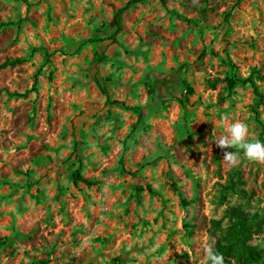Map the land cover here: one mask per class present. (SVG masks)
<instances>
[{"label":"rangeland","instance_id":"rangeland-1","mask_svg":"<svg viewBox=\"0 0 264 264\" xmlns=\"http://www.w3.org/2000/svg\"><path fill=\"white\" fill-rule=\"evenodd\" d=\"M126 1L0 0V63L24 58L0 68V264H206L228 206L264 222V163L215 142L237 120L264 141V101L225 82L264 95V0H143L113 41Z\"/></svg>","mask_w":264,"mask_h":264},{"label":"trees","instance_id":"trees-1","mask_svg":"<svg viewBox=\"0 0 264 264\" xmlns=\"http://www.w3.org/2000/svg\"><path fill=\"white\" fill-rule=\"evenodd\" d=\"M143 0H127L122 6H120L116 11L113 13L112 20L115 26L113 33L110 35V38L115 41L116 34L121 29V13ZM230 15V11L225 12V20L228 19ZM190 21L189 19H187ZM19 21H22L19 20ZM12 22H0V26L9 25ZM18 24V23H17ZM97 41V38H88L85 42H93ZM222 51L224 52V57L222 58L223 62L227 63L231 70L236 68V64L230 58L227 46H225ZM204 50L200 52V56L203 55ZM217 54V52H212ZM50 53H45L46 57H48ZM105 58L104 54H98L97 60H103ZM24 60L22 57H14V58H7L3 62L0 63V68H3L8 65H14L16 63H20ZM40 69L34 75V81L32 84V89H36L37 84V77ZM255 77H261V75L257 71H253L249 73L246 77L237 76L234 72L232 75H228L225 77L226 88L228 90H233L237 84H249L252 88L253 93L257 97V103H262L264 101V95L258 88V85L255 81ZM97 84H99L100 88L106 93V88L103 84L97 80ZM183 84L186 88V93L179 98V102L182 107H184L188 101V94L193 92L192 86L183 79ZM10 94H17L16 92H8ZM253 112L256 116L259 114V110L257 107H254ZM73 151L76 152V145L73 146ZM81 163L74 170V182L77 183L78 181H83L86 184H91L92 180L85 178L81 174ZM232 175L236 176V180L240 181L238 177V170L233 171L227 178L226 187L230 190H233L236 185V180L232 177ZM171 186L175 187V183L171 182ZM148 191L154 192V189L151 187L150 184L146 185H137L136 191ZM183 204H187L188 202L185 199L181 200ZM230 217L229 223L226 227L222 230V233L219 237L216 238L213 247L223 254L225 264H264V255L262 252L264 248L261 249L256 244H252L250 240L252 239L253 235L260 232L263 226V221L258 218L256 213L249 214L246 212L242 207L238 205H231L228 206L225 210ZM213 227L215 229L219 228V220L213 219Z\"/></svg>","mask_w":264,"mask_h":264},{"label":"clouds","instance_id":"clouds-1","mask_svg":"<svg viewBox=\"0 0 264 264\" xmlns=\"http://www.w3.org/2000/svg\"><path fill=\"white\" fill-rule=\"evenodd\" d=\"M248 133V124L237 120L229 125L226 135L215 140L218 147L225 149L223 158L230 164L239 163V150H243V155L248 160L264 163V141L249 139ZM206 264H225L223 254L210 244L206 246Z\"/></svg>","mask_w":264,"mask_h":264}]
</instances>
